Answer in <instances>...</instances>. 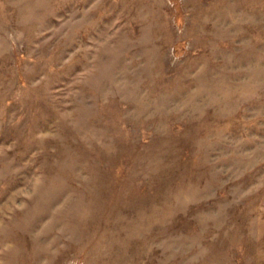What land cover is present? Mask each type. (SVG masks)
I'll return each mask as SVG.
<instances>
[{
    "label": "rangeland",
    "instance_id": "obj_1",
    "mask_svg": "<svg viewBox=\"0 0 264 264\" xmlns=\"http://www.w3.org/2000/svg\"><path fill=\"white\" fill-rule=\"evenodd\" d=\"M0 264H264V0H0Z\"/></svg>",
    "mask_w": 264,
    "mask_h": 264
}]
</instances>
